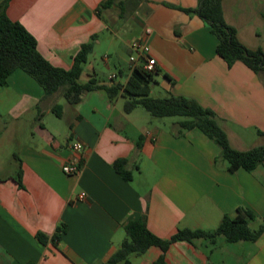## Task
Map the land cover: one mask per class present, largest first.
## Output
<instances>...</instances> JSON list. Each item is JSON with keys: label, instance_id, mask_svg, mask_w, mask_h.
<instances>
[{"label": "crops", "instance_id": "crops-1", "mask_svg": "<svg viewBox=\"0 0 264 264\" xmlns=\"http://www.w3.org/2000/svg\"><path fill=\"white\" fill-rule=\"evenodd\" d=\"M104 1L10 0L7 15L36 38L45 59L66 70L83 44L94 43L91 54L96 44H114L122 37L113 26L133 18L138 29L124 42L130 56L134 41L150 46L157 61L151 94L158 87L160 96L194 99L211 109L236 150L264 145V78L241 62L229 68L204 21L174 8L196 9L199 0L129 1L123 11L100 9ZM223 10L239 40L264 51V0H223ZM91 54L82 83L127 82L130 62L100 80ZM109 59L104 57L107 67ZM124 103L100 90L85 92L77 104L61 94L46 97L22 70L0 85V264H103L125 239V223L142 216L162 239L179 229L215 230L240 207L264 217L263 166L231 173L224 161L217 163L220 148L200 130L177 135L178 120L153 118L139 108L126 113ZM75 142L83 144L82 152L72 150ZM120 159L133 171L131 182L113 168ZM72 162L81 170L67 175L63 166ZM83 193L87 197L80 200ZM61 224L67 230L57 246L38 240V233L51 238ZM220 244L227 246L220 237L215 244L178 241L165 261L214 264L207 250ZM235 244L247 246L244 264H264V234L254 243ZM160 254L152 247L134 264H155Z\"/></svg>", "mask_w": 264, "mask_h": 264}, {"label": "trees", "instance_id": "trees-1", "mask_svg": "<svg viewBox=\"0 0 264 264\" xmlns=\"http://www.w3.org/2000/svg\"><path fill=\"white\" fill-rule=\"evenodd\" d=\"M9 1L5 0L0 4L1 86L7 85L8 78L15 71L22 70L43 87L46 97L61 94L70 104L80 102L85 92L100 90L105 92L111 100L123 98L126 113L143 107L153 118H180L175 123L177 135L194 129L200 130L220 148L221 152L217 163L224 161L227 164V170L231 173L240 169L252 172L260 166L264 167V145L246 151L233 148L217 115L211 109L186 97L151 96L156 72L150 73L141 66H135L125 84L114 82L112 85H101L95 78L82 83L80 79L94 47L92 41L82 45L81 50L74 58L71 69L66 70L53 66L39 52L36 38L19 22L8 17ZM129 1H135L138 4L141 0H106L100 5V9L116 7L123 11V6ZM174 8L187 14L198 15L204 21L205 26L218 40L217 55L226 62L229 68L237 62H241L255 74L264 78V51L261 48L252 50L239 40L237 29L225 20L223 0H199L196 9ZM59 109L60 107L57 105L54 107V112L58 116H60ZM259 134L264 136V131H259ZM141 146V142H138L139 150ZM127 163L125 159L117 160L113 164V168L125 181L131 182L133 171L127 167ZM19 184L21 185L20 177ZM258 219L262 221V224L258 229H252L250 224ZM66 230V225L61 224L51 238L43 233H38L37 238L43 244L51 240L57 246ZM124 231L125 239L120 247L103 264H134L152 247H156L161 253L155 264H167L166 254L171 245L178 241L195 245L196 241L205 240L215 244L219 237H223L230 244L254 243L264 234V217L259 218L252 210L240 207L237 209L235 217L225 215L215 230L179 229L171 238L162 239L148 229L146 216H142L140 219L125 223Z\"/></svg>", "mask_w": 264, "mask_h": 264}, {"label": "rangeland", "instance_id": "rangeland-1", "mask_svg": "<svg viewBox=\"0 0 264 264\" xmlns=\"http://www.w3.org/2000/svg\"><path fill=\"white\" fill-rule=\"evenodd\" d=\"M129 12L127 16H129ZM114 30L120 31L119 36L121 39L117 38L114 44L111 43H102L96 44L94 53L91 54L90 60L95 62L97 68L99 69L98 77L100 80L107 79L108 75L112 72H118L119 69H127L130 62V51L128 44L125 41L130 40L135 34L136 29H138L135 21L131 17L123 18L116 25L113 26ZM123 40V41H122ZM109 55V67L105 65L104 57ZM121 55V59H118V56ZM133 55H136L135 53ZM131 63V62H130ZM159 92L161 90L157 87H154L153 97H163L160 96ZM139 110H142L150 116V114L143 107H138ZM180 118H165V120H179ZM264 140V139H263ZM262 224V221L258 219L250 224L252 229H258ZM221 240L225 242L227 246H214L211 249L207 250L209 254L210 261L214 264H244V261L247 259L248 251L247 246H233L237 244H229L225 241L223 237H220Z\"/></svg>", "mask_w": 264, "mask_h": 264}, {"label": "built area", "instance_id": "built-area-1", "mask_svg": "<svg viewBox=\"0 0 264 264\" xmlns=\"http://www.w3.org/2000/svg\"><path fill=\"white\" fill-rule=\"evenodd\" d=\"M131 50L133 54L130 57V62L132 67L141 66L145 71L153 73L156 72L157 69V61L151 55V48L145 42L138 40L134 41L131 45ZM115 76H113L114 78ZM84 149V146L80 142H75L72 145V150L80 153ZM81 170L80 164L78 162H72L63 166V172L67 175H75L78 174ZM86 194L83 193L80 195V200L86 199Z\"/></svg>", "mask_w": 264, "mask_h": 264}]
</instances>
